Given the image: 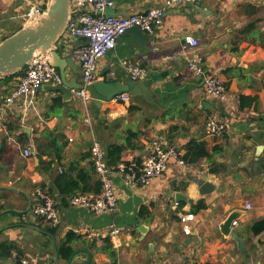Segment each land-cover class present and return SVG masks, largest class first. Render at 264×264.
<instances>
[{
  "label": "crops",
  "instance_id": "crops-1",
  "mask_svg": "<svg viewBox=\"0 0 264 264\" xmlns=\"http://www.w3.org/2000/svg\"><path fill=\"white\" fill-rule=\"evenodd\" d=\"M114 1L113 15L126 17L163 6L166 0ZM26 10V0H0V41L24 26L18 16ZM147 34L148 43L143 46L132 32H126L98 63L99 79L109 82L135 81L125 62L148 69L147 77L137 80L146 95L129 92L127 102L92 99L86 105L75 94L63 102L53 101L62 93L47 83L34 107L24 111L21 101L5 102L21 74L6 80L0 93V180L12 175V182L2 185L19 188L32 203L36 185L51 191L61 220L52 225L33 213L13 212L10 209L29 206L27 197L0 190V244L13 245L9 255L0 254V264H25L23 259L28 264H53V238L57 264H66L70 257L62 256L64 244L78 251L71 264H264V231L259 235L251 231L252 224L264 217V0L179 3L167 7L164 22ZM188 35L198 44L186 41ZM85 42L83 37L67 36L59 43L61 54L74 59V67L64 69L74 87L81 82L74 49ZM196 55L203 57L201 73L188 65ZM162 71L169 75L156 80L154 74ZM213 75L227 85L228 99L219 100L207 92L205 79ZM211 116L227 123L222 135L207 133L205 125ZM129 131L137 136L128 139ZM155 137L174 145L185 160L190 142L205 143L211 156L186 160V165L172 158L164 173L138 188L130 187L121 171L112 170L118 195L113 213L96 216L72 205L71 197L80 190L61 193L67 181L79 178L88 193L101 188L91 156L94 138L103 143L106 155L107 146L116 143L123 148L121 160L141 164ZM29 146L33 152L26 157L23 151ZM207 180L217 188L201 194ZM177 193L192 202L177 201ZM198 201L206 207L194 210ZM234 211L238 222L233 229L245 240L244 250L221 231ZM191 212L195 214L190 222L193 231L186 234L180 215ZM111 224L120 227L118 237L87 236Z\"/></svg>",
  "mask_w": 264,
  "mask_h": 264
},
{
  "label": "built area",
  "instance_id": "built-area-1",
  "mask_svg": "<svg viewBox=\"0 0 264 264\" xmlns=\"http://www.w3.org/2000/svg\"><path fill=\"white\" fill-rule=\"evenodd\" d=\"M208 0H166L163 6L152 7L145 12L132 14L128 17L119 15H106L104 11L113 8L114 0H71L72 14L68 22V27L63 35V39L70 37H85L86 42L74 49V54L79 61L81 68V87L74 89L76 97L82 99L87 105L93 98L88 86L99 79L97 72L98 63L110 51L115 49L119 39L131 27H139L145 32L153 33L155 28L164 22L167 7L175 6L179 3H201ZM224 1V0H216ZM27 10L18 17L23 19L24 25H28L37 20L45 12L48 2L44 0H26ZM186 41L192 45H197L198 40L193 36H186ZM189 67L201 73L203 70V57L196 55L188 60ZM126 71L135 81L147 77L149 71L139 63L125 62ZM62 82L61 74L50 59L49 52L36 55L25 70L19 76L15 87L10 94L5 97L6 103L21 101L24 111L34 107L35 99L44 84H57ZM207 92L219 100L228 99L229 92L225 82L217 75L208 76L205 79ZM131 99L129 92L117 94L114 100L117 102H127ZM86 121L92 124L88 116ZM227 123L218 117L211 116L206 122L205 128L209 135L220 136L227 130ZM32 146L24 149L26 157L32 155ZM91 156L96 172L101 179L100 191L95 193L79 192L74 194L70 202L72 205L80 207L93 215L113 213L117 209L118 195L115 191L113 180L110 176L112 170H119L123 173L124 180L132 188H138L149 184L155 177L164 173L172 158H178L182 165L188 164L179 157L174 145H169L160 137H155L151 142L149 154L141 164L134 161L121 160L116 165L110 166L107 160L106 149L103 143L94 138L91 144ZM33 214L43 220L57 225L61 220V209L54 196L42 186L36 185L33 191ZM251 204L247 203V208ZM195 220V214L184 213L180 215L183 230L186 234H191L193 229L190 224ZM238 220H234L232 225H236ZM121 233V229L116 224H111L107 228L99 231H91L88 237L115 238ZM28 264L27 259H23ZM194 264H202L195 262Z\"/></svg>",
  "mask_w": 264,
  "mask_h": 264
},
{
  "label": "water",
  "instance_id": "water-1",
  "mask_svg": "<svg viewBox=\"0 0 264 264\" xmlns=\"http://www.w3.org/2000/svg\"><path fill=\"white\" fill-rule=\"evenodd\" d=\"M112 10V8H108L104 11V13L106 15H113ZM71 14V0H49L46 10L42 16H40L33 23L24 25L0 41V93L4 91L7 78L25 69V67L36 55L43 52H49L50 59L52 60L54 66L58 68L62 77L61 83L52 85V90L60 91L62 95L54 96L52 100L63 102L73 97V90L80 88L81 82L79 83V86L74 87L71 83H69V81H67L64 69L67 65L74 67V59L72 57L63 56L59 49V43L63 40V35L67 30ZM127 32H132L135 38L139 40L143 46L148 43V34L141 28L137 26L131 27L127 30ZM168 75L169 71H162L154 74V78L156 80H160ZM88 89L95 101H108L113 99L117 94L124 92H131L133 95H146L143 85L138 81L123 83L121 81L109 82L104 79H99L90 84ZM65 116L66 113H64V119H66ZM57 135L61 136V133L59 132ZM3 182H12V175L7 177L5 181L0 180V190L24 193L14 185H2ZM216 188L217 185L215 183L207 180L201 186L200 193L209 194ZM24 195L29 201V206L24 210L12 208L10 209L11 211L19 214L28 212L33 213L32 199L27 193H24ZM176 200H185L190 203L192 202V199H189L182 193H177ZM237 215L238 212L236 211L231 213L222 223L221 231L224 235H231L236 241H238L240 249L244 250L245 240L238 235L232 225V222L237 219ZM53 244L55 247V260L53 264H57L59 253L56 248L54 238ZM77 253L78 251H74L70 255L66 264H71Z\"/></svg>",
  "mask_w": 264,
  "mask_h": 264
},
{
  "label": "trees",
  "instance_id": "trees-1",
  "mask_svg": "<svg viewBox=\"0 0 264 264\" xmlns=\"http://www.w3.org/2000/svg\"><path fill=\"white\" fill-rule=\"evenodd\" d=\"M24 70L25 69L15 73L14 75L10 77H13L17 74H21ZM243 98L244 97H241V99ZM242 105H243V102H242ZM136 136H137V132L129 131L128 139H131ZM54 143H56V147L58 148L60 147L56 140H54ZM187 148H188V151L184 157L189 162H195L196 160L204 156H207V157L211 156L209 151L206 149L205 143L203 142H198V143L190 142L187 145ZM107 149H108V155H107L108 163L110 165H114V164L116 165L117 163H119L121 161V156L123 153V148L121 147V145L112 143L107 146ZM81 179L85 181V178L82 177ZM78 180L80 181V178ZM78 180L74 179V180L67 181L64 184V186L61 187V193L70 194L72 192H75L76 190H80V192H88V189L85 186H80V183ZM99 191H100V188H97L95 190V194H97ZM205 207H206V203L204 201H198V203L193 205L194 210H200ZM251 231L254 235H259L260 233L264 231V217L256 220L252 224ZM70 237H71V233L68 235L67 239H69ZM12 248H13V245L11 244H0V254L7 256L12 252L13 250ZM72 252H73V249L70 247H66L65 244L61 247V253H62V256L64 257H69L72 254Z\"/></svg>",
  "mask_w": 264,
  "mask_h": 264
}]
</instances>
